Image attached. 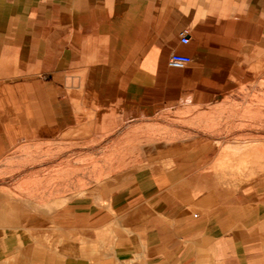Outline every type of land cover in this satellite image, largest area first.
<instances>
[{
	"label": "crops",
	"instance_id": "obj_1",
	"mask_svg": "<svg viewBox=\"0 0 264 264\" xmlns=\"http://www.w3.org/2000/svg\"><path fill=\"white\" fill-rule=\"evenodd\" d=\"M261 49L264 0H0V158L91 112L147 113L177 71L172 52L191 57L201 88ZM190 184L141 171L29 214L25 229L43 237L6 235L0 264H264L255 209L213 205Z\"/></svg>",
	"mask_w": 264,
	"mask_h": 264
},
{
	"label": "rangeland",
	"instance_id": "obj_2",
	"mask_svg": "<svg viewBox=\"0 0 264 264\" xmlns=\"http://www.w3.org/2000/svg\"><path fill=\"white\" fill-rule=\"evenodd\" d=\"M237 60L201 88L190 87L188 69L170 71L163 102L147 113L99 119L91 112L52 139L7 152L0 158V241L12 233L43 237L25 229L29 214H50L141 171H174L213 205L255 209L248 218L264 234V51Z\"/></svg>",
	"mask_w": 264,
	"mask_h": 264
},
{
	"label": "built area",
	"instance_id": "obj_3",
	"mask_svg": "<svg viewBox=\"0 0 264 264\" xmlns=\"http://www.w3.org/2000/svg\"><path fill=\"white\" fill-rule=\"evenodd\" d=\"M190 33L187 29L180 32L179 38L183 45H188L190 42ZM191 63V57L178 52H172L167 61V66L173 70H183Z\"/></svg>",
	"mask_w": 264,
	"mask_h": 264
}]
</instances>
